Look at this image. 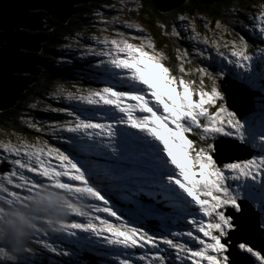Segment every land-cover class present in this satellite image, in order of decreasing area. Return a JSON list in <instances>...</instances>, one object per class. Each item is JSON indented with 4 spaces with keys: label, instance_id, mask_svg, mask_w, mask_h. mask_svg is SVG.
I'll return each mask as SVG.
<instances>
[{
    "label": "snow or ice",
    "instance_id": "6c2138e0",
    "mask_svg": "<svg viewBox=\"0 0 264 264\" xmlns=\"http://www.w3.org/2000/svg\"><path fill=\"white\" fill-rule=\"evenodd\" d=\"M252 7L230 9L232 19L227 25L218 19L211 40L197 31L195 17L165 19L159 24L164 36L191 42V50L176 49L174 69L136 24L123 27L137 35L93 37L102 48L88 53L102 58L95 71L108 78L107 86L66 94L58 88L53 98L78 103L49 104L46 111L67 119L47 126L26 121L67 147L39 137L0 141V168L7 165L0 199L22 197L9 185L28 193L47 185L69 197L66 217L38 223L23 264H67L63 258L78 255L76 249L100 242L111 249L113 264H264V240L258 247L251 238L264 237V3ZM229 76L254 100L250 115L230 103ZM81 105L108 122H94ZM221 138L236 142L233 149L253 151L224 158ZM117 198L132 210L117 208ZM150 219L158 230L146 224ZM0 264L21 261L17 255Z\"/></svg>",
    "mask_w": 264,
    "mask_h": 264
},
{
    "label": "rangeland",
    "instance_id": "374dc122",
    "mask_svg": "<svg viewBox=\"0 0 264 264\" xmlns=\"http://www.w3.org/2000/svg\"><path fill=\"white\" fill-rule=\"evenodd\" d=\"M114 1V7L110 9L109 6H106V8H101V6L98 7H90L89 11H83V12H76L71 14L69 17L78 20V18L83 17L85 18L84 21L86 23L80 24L78 27H74V31L72 36H69L66 38L64 42L61 44L62 49V56H59V62L64 63L71 67L72 71L74 73V77H76L75 80H71V85H58L56 88H53L51 92H49L46 95V98L50 100V102L42 103V102H34L33 104L37 103L38 107L46 108L50 104L52 107H65L68 108L70 104L74 105L77 104V101H65L63 99V96H61L59 99L53 98L55 93L57 92L58 88H62L64 90V93L67 92H75L77 88L81 89H96V88H102L107 86V77L104 75L98 73L95 71L96 65L100 63L101 57H97L95 55L89 54L88 49H95L96 51L101 50L102 45L98 44L96 40L92 39L93 37L97 38H103V36H112L115 32L121 31L124 32L127 36H133L137 35L136 31L134 29H127L123 27V23L125 21H128L130 23L136 24L139 27L143 28L144 33L150 36L154 42L155 48L157 51L162 52L165 57V63H170L172 66L171 68L174 69L177 65V62L175 60V57L177 55V48L180 49H189L191 50V42H189L186 38L176 40L175 38H171L169 36H164L161 33V30L159 28V24L162 23L161 17L158 15L150 16L147 13L143 12V9L139 6L137 0H113ZM222 1V0H220ZM220 1L214 2V3H208L209 8L205 9L202 12H198L195 9L190 8L191 11H185L183 14H186L189 16V18L195 17V23L197 27V31L200 33L201 36L207 35L209 40L213 38V33H216V21L219 19L222 21V23H227L232 19L228 15L229 10L235 7V4H220ZM200 3H204L199 1ZM88 2H79L74 3L73 7L80 9L79 6H83L87 4ZM261 3H264V0L261 1L257 6H259ZM206 4V3H205ZM238 8V6H236ZM105 10V11H102ZM29 12H34L41 14V17L38 19V21L41 23L42 27L40 29H29L22 26L17 25L18 29H22L23 31H26L32 35H45L46 32L49 29V23L48 19L52 17V14H50L47 10L42 8H30L28 10ZM249 12L254 11L253 8L248 9ZM101 13V16H97V13ZM168 12V11H167ZM242 15H246V13L242 12ZM113 17H119L120 23L112 24V23H101V19L104 21H111ZM205 22L208 23V28H205ZM14 30H17L16 28H13ZM103 29H106V31H102ZM211 29V31H209ZM235 31H240L238 29V25L234 28ZM0 32H4L2 29H0ZM219 34V33H217ZM243 34V33H242ZM224 39H231L230 36L225 35ZM133 43H138V41H130ZM201 47H204V45H200ZM24 52H30L34 53L35 50L21 48ZM209 51L212 53V55H215V52L212 49H209ZM218 59V58H217ZM36 64H34L35 66ZM38 66V65H36ZM35 66V67H36ZM168 66V65H167ZM170 68V66H168ZM23 74L25 76H30V73H19ZM83 82H81V81ZM87 83H92V87L89 86ZM29 83L28 85H30ZM68 87H74L75 90H68ZM32 106L29 105V108ZM82 108L89 109L85 113L87 116H92L94 122H102L106 123L107 120L100 119V113H95V115L91 112L92 106L87 105H81ZM39 110V108H37ZM25 111V112H24ZM21 112H24L19 116L20 123L23 125L26 129L32 130L28 127L26 121L33 119L31 112L29 110H23ZM52 113V112H51ZM54 114L53 118L41 120L45 126L49 124H54L58 120H64L67 119V117L63 116L61 119H56L57 113ZM23 128V127H22ZM23 130V129H22ZM34 131V130H32ZM63 136L69 135L68 133H63ZM39 137L41 142H44L46 140H49L48 142L51 146H59L63 150L67 147L66 144L62 142V140L55 139L51 136L50 133L45 134H23L19 129L12 128L7 125L0 126V141L3 142H11V143H17L19 138H23L27 141L34 142L35 139ZM5 155L3 153L2 149H0V156ZM83 158V155L82 157ZM7 165L4 166L6 168ZM1 169V168H0ZM30 178L34 176V174L31 173H25ZM4 175V170L0 171V179H2V176ZM36 179L41 180L44 184H48L49 182L42 178V177H35ZM13 182L15 183V178H13ZM6 183V182H5ZM10 190L17 191L22 197L19 199H12L7 200V196L5 195L6 199H0V223L3 224L0 231H4L7 235L10 237L18 236V228L26 225L30 232L27 234V238L25 241L27 244H25V241L21 243V245L18 246H12L10 245L11 241H16L9 239L7 236L2 237L4 241L8 244L7 247L11 248V250H5L0 247V258H12L14 259L17 255L21 262L25 259V254L22 252L24 249L29 245L31 238L36 230V227L38 223H40L43 218L32 216L29 214L30 211V205L36 201L39 200L43 195L48 194L51 192L53 195L55 192H60V190L53 189L51 187H48L47 185H43L40 188L34 189L32 192L28 193L25 190L22 189H14L10 185L8 186ZM62 193V192H61ZM119 199L117 198V201ZM122 201V200H121ZM99 203V202H97ZM117 208H129L132 207V205L127 204L126 202L122 201V203L118 202L116 205ZM81 218L77 217H69V220H76L79 222ZM110 220L114 218H109ZM158 225V224H157ZM1 235H4L1 233ZM80 236L86 237V233H79ZM53 239H55V236H53ZM93 240L96 238L93 237ZM20 242V241H17ZM57 243H60L59 240H56ZM66 244V241L64 242ZM12 244V243H11ZM64 246V245H62ZM76 249L75 245H71L69 250ZM78 252V255L74 257H65L63 258L65 261H67V264H76L77 261L85 260L82 259L81 255L85 252H88L89 257L94 256V254L100 255V260L96 262L95 264H113V254L111 249H109L107 246L103 244V242L89 245L85 244L83 247L76 249ZM139 253H136L134 256H132V259H135L136 256H138ZM85 261L90 264L89 260L86 259Z\"/></svg>",
    "mask_w": 264,
    "mask_h": 264
},
{
    "label": "water",
    "instance_id": "95a60500",
    "mask_svg": "<svg viewBox=\"0 0 264 264\" xmlns=\"http://www.w3.org/2000/svg\"><path fill=\"white\" fill-rule=\"evenodd\" d=\"M89 0H0V110L9 108L19 99L20 94L24 91L29 83L34 81V76L41 72V62L36 53L41 50L42 43L46 40V36L32 35L22 29H18L17 25L29 28L40 29L42 27L38 19L41 14L29 12L30 8H42L47 10L52 17L67 22L69 16L79 11L73 7L74 3L88 2ZM157 8L162 12H167L173 7L179 5L186 0H153ZM204 3H214L220 0H199ZM16 28L17 30H14ZM21 48L35 50L34 53L24 52ZM34 64L38 66H34ZM19 73H30L25 76ZM227 81L231 82L232 99L230 103L234 107L243 112V115L251 113L250 109L255 107L254 100L249 101L246 95L239 87L240 83L227 77ZM250 91V90H249ZM252 96L254 97L253 93ZM236 100L242 102L236 103ZM223 143V157H240L244 158L251 152L242 150L244 146L236 149L232 148V144L236 143L229 138H221ZM1 168L0 171H3ZM146 224L152 230H158L154 221H146ZM253 243L260 246L263 237H251Z\"/></svg>",
    "mask_w": 264,
    "mask_h": 264
},
{
    "label": "trees",
    "instance_id": "16d2710c",
    "mask_svg": "<svg viewBox=\"0 0 264 264\" xmlns=\"http://www.w3.org/2000/svg\"><path fill=\"white\" fill-rule=\"evenodd\" d=\"M263 0H222L220 1V4L226 5V4H235V7L238 6V8H253V5L259 4ZM139 6L143 9V12L147 13L150 16L158 15L161 17L162 22L165 21V19L168 20L169 24H171V19L174 15L184 13L185 11H191L190 8L195 9L198 12H202L207 7L209 8L208 3H200L199 0H186L179 5L173 7L168 12H162L157 8L156 3L153 0H137ZM98 7L101 6V8H106V6H109L110 9L114 7V1L113 0H89L87 4L83 6H79L80 9L78 12H87L89 11L90 7ZM254 10V9H253ZM105 11V10H102ZM85 18L80 17L78 20H74L72 18H69L67 22H63L60 19L51 17L48 19L49 23V29L46 32V40L42 43L41 50L36 53V56L39 58L41 65L40 69L41 72L34 76V81L27 86V88L22 91L20 94L19 99L15 102V104L9 108H6L4 110H0V126L7 125L15 129H19L23 134L29 135L36 132L26 129L23 125L20 123L19 116L23 114L24 112H21L23 110H30L31 115L36 120H45L49 118H53L54 114H52L49 111H46V108L38 107L37 103L33 104L34 102H50L49 99L46 98V95L53 90V88H56L58 85H71L70 81L75 80L76 77H74V73L71 72L72 69L68 65L59 62V56H62V49L61 44L66 40L67 37L72 36L74 27H78L80 24H85L86 21H84ZM239 29V27H238ZM240 30V29H239ZM170 68L172 67L170 63H167ZM81 81V80H80ZM83 82V81H81ZM89 86L92 87V83H87ZM68 90H75L74 87H68ZM80 88V87H79ZM256 95L255 93L253 94ZM36 105L35 108L30 107L29 105ZM39 108V110L37 109ZM25 114V113H24ZM56 119L63 118V114H56ZM66 117V116H65ZM23 127V128H22ZM23 129V130H22ZM38 135L40 133H37ZM50 142L49 140H46ZM118 202L122 203L121 200H118ZM3 223V222H2ZM0 223V230L3 226V224ZM3 233L4 235H1ZM7 236L9 239L16 240L11 241L10 245L12 246H18L21 245L19 241V238L16 236L10 237L7 235L4 231H0V247L2 246L5 250H11V248H8L6 243L2 237ZM25 244L27 242L25 241ZM87 259H95L100 260L99 257H89L85 256ZM23 264V262H21Z\"/></svg>",
    "mask_w": 264,
    "mask_h": 264
},
{
    "label": "clouds",
    "instance_id": "9594fccd",
    "mask_svg": "<svg viewBox=\"0 0 264 264\" xmlns=\"http://www.w3.org/2000/svg\"><path fill=\"white\" fill-rule=\"evenodd\" d=\"M68 199L69 197L65 193L55 192V194L53 195L51 192H49L30 205L29 214L47 220L62 219L66 217L68 212ZM29 232L30 229L26 225L18 228L20 243H23L25 241Z\"/></svg>",
    "mask_w": 264,
    "mask_h": 264
},
{
    "label": "bare ground",
    "instance_id": "6f19581e",
    "mask_svg": "<svg viewBox=\"0 0 264 264\" xmlns=\"http://www.w3.org/2000/svg\"><path fill=\"white\" fill-rule=\"evenodd\" d=\"M240 102H242L241 100H239V102H238V100H236V103L238 104V103H240Z\"/></svg>",
    "mask_w": 264,
    "mask_h": 264
}]
</instances>
